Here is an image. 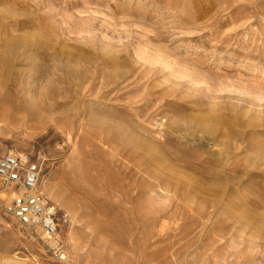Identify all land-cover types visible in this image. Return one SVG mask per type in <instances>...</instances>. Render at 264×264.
<instances>
[{
    "label": "rangeland",
    "instance_id": "1",
    "mask_svg": "<svg viewBox=\"0 0 264 264\" xmlns=\"http://www.w3.org/2000/svg\"><path fill=\"white\" fill-rule=\"evenodd\" d=\"M7 153L65 264H264V0H0ZM15 193L0 264H57Z\"/></svg>",
    "mask_w": 264,
    "mask_h": 264
},
{
    "label": "built area",
    "instance_id": "2",
    "mask_svg": "<svg viewBox=\"0 0 264 264\" xmlns=\"http://www.w3.org/2000/svg\"><path fill=\"white\" fill-rule=\"evenodd\" d=\"M40 175L37 162L14 153L0 156V181L17 191L16 196L2 206V211L26 233L37 236L54 263L65 264L68 256L59 238L55 212L40 193Z\"/></svg>",
    "mask_w": 264,
    "mask_h": 264
},
{
    "label": "bare ground",
    "instance_id": "3",
    "mask_svg": "<svg viewBox=\"0 0 264 264\" xmlns=\"http://www.w3.org/2000/svg\"><path fill=\"white\" fill-rule=\"evenodd\" d=\"M13 194H14V193H11V194H9V195H12V196H13Z\"/></svg>",
    "mask_w": 264,
    "mask_h": 264
}]
</instances>
